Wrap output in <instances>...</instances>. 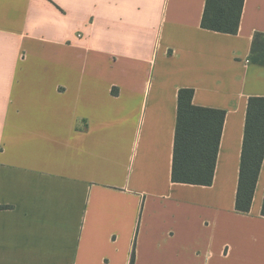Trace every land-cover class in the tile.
Segmentation results:
<instances>
[{
  "label": "crops",
  "instance_id": "obj_1",
  "mask_svg": "<svg viewBox=\"0 0 264 264\" xmlns=\"http://www.w3.org/2000/svg\"><path fill=\"white\" fill-rule=\"evenodd\" d=\"M206 0H0V264H264V158L235 210L249 62ZM225 111L210 186L171 180L177 95Z\"/></svg>",
  "mask_w": 264,
  "mask_h": 264
},
{
  "label": "trees",
  "instance_id": "obj_2",
  "mask_svg": "<svg viewBox=\"0 0 264 264\" xmlns=\"http://www.w3.org/2000/svg\"><path fill=\"white\" fill-rule=\"evenodd\" d=\"M244 0H206L201 28L235 35ZM249 62L264 66V35L255 34ZM194 90L177 95V116L171 180L174 183L210 186L213 180L225 111L192 104ZM264 158V97L247 100L235 210L248 213ZM264 217V197L261 206ZM133 264V255L130 260Z\"/></svg>",
  "mask_w": 264,
  "mask_h": 264
}]
</instances>
